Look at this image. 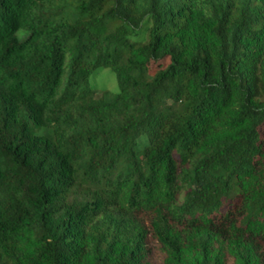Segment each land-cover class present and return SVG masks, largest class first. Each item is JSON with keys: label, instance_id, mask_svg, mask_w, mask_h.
<instances>
[{"label": "trees", "instance_id": "1", "mask_svg": "<svg viewBox=\"0 0 264 264\" xmlns=\"http://www.w3.org/2000/svg\"><path fill=\"white\" fill-rule=\"evenodd\" d=\"M0 264H264V0H0Z\"/></svg>", "mask_w": 264, "mask_h": 264}, {"label": "rangeland", "instance_id": "2", "mask_svg": "<svg viewBox=\"0 0 264 264\" xmlns=\"http://www.w3.org/2000/svg\"><path fill=\"white\" fill-rule=\"evenodd\" d=\"M19 36H21V34ZM90 84L94 88V92L97 96H99L104 90L111 92H115L117 90L116 79L109 70H99L94 76L91 77ZM154 254V258L159 259L160 254L155 248Z\"/></svg>", "mask_w": 264, "mask_h": 264}]
</instances>
